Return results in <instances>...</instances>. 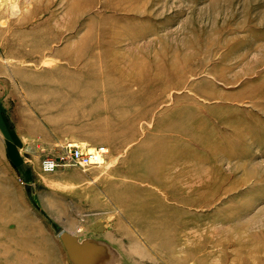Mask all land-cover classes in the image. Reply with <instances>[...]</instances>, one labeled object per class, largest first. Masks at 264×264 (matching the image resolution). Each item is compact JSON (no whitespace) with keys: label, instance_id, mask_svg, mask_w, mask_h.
<instances>
[{"label":"rangeland","instance_id":"obj_1","mask_svg":"<svg viewBox=\"0 0 264 264\" xmlns=\"http://www.w3.org/2000/svg\"><path fill=\"white\" fill-rule=\"evenodd\" d=\"M0 264H264V0H0Z\"/></svg>","mask_w":264,"mask_h":264},{"label":"built area","instance_id":"obj_2","mask_svg":"<svg viewBox=\"0 0 264 264\" xmlns=\"http://www.w3.org/2000/svg\"><path fill=\"white\" fill-rule=\"evenodd\" d=\"M106 149L95 147L83 149L75 144H68L55 158H46L41 161V169L45 173L54 172L59 167H79L87 169L101 164L104 160Z\"/></svg>","mask_w":264,"mask_h":264},{"label":"water","instance_id":"obj_3","mask_svg":"<svg viewBox=\"0 0 264 264\" xmlns=\"http://www.w3.org/2000/svg\"><path fill=\"white\" fill-rule=\"evenodd\" d=\"M25 190L28 194H30L32 191V187L30 185H25Z\"/></svg>","mask_w":264,"mask_h":264},{"label":"bare ground","instance_id":"obj_4","mask_svg":"<svg viewBox=\"0 0 264 264\" xmlns=\"http://www.w3.org/2000/svg\"><path fill=\"white\" fill-rule=\"evenodd\" d=\"M28 2V1H27ZM16 4V3H15ZM8 11V10H7ZM16 11H19V9H17V7L16 6H14V7H12V12L15 14V12ZM11 12V11H10ZM8 14H10V13H8Z\"/></svg>","mask_w":264,"mask_h":264}]
</instances>
